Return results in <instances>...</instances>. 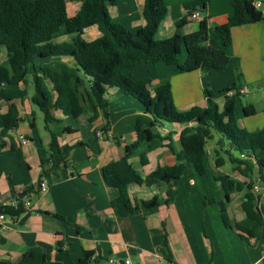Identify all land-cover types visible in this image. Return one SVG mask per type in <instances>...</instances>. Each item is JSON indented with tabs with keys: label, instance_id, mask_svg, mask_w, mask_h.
Here are the masks:
<instances>
[{
	"label": "crops",
	"instance_id": "obj_1",
	"mask_svg": "<svg viewBox=\"0 0 264 264\" xmlns=\"http://www.w3.org/2000/svg\"><path fill=\"white\" fill-rule=\"evenodd\" d=\"M195 1L198 0H164L166 14L155 39L193 33L203 19L209 27L224 24L233 14L228 0H207L204 11L190 13L186 5ZM255 2H260L264 11V0ZM143 4L144 0H115V5L108 7V14L114 24L134 35L145 25ZM80 6L79 1L67 2V17H75ZM194 12H198V19L190 20ZM180 20L184 23L177 29L176 23ZM81 37L89 42L100 37V33L92 26L84 29ZM67 40L68 37H61L55 42ZM227 55L230 61L223 72L202 69L178 73L164 63L140 62L125 73L133 80L149 78L154 85L168 82L177 111L185 112L194 106L205 108L204 90L214 94L217 104L221 100L218 104L221 110L226 98L218 94L230 89L236 72H240L239 89L246 92L239 97L246 96L249 103L238 104V97L234 112L241 128L249 126L254 131L251 123L258 114L263 118L264 110V16L258 22L231 29ZM185 57V53L181 55L180 62ZM0 58L6 61L4 47H0ZM68 60L50 58L41 66ZM15 88L26 90V96L0 102V114L7 113L13 105L19 118L16 129L6 136L0 133V144L4 145L0 151V207L18 201L27 188L42 179L47 191L37 193L30 207L20 215L13 218L5 215L0 262L17 263L27 250L39 248L49 262L58 264H79L85 253L94 257L87 264H123L124 260L131 264H264V217L258 228L242 210L248 184L252 188L260 186L262 199L256 207L264 210L262 178L256 169L247 176L233 165L227 170L228 162L217 168L216 138L205 145V175H199L191 164H185L182 177L175 183L132 184L128 192L139 212L121 216L111 206L118 191L106 184L102 171L109 163L119 160L124 148L135 141L136 118L143 113L140 103L128 96L115 99L117 89L108 88L107 120L102 114L89 120L90 114L73 119L52 111L57 120L52 128L58 146L79 145L71 150L64 163L50 171L49 165L44 168L40 165L41 159L49 156L50 136L43 114L32 102V81ZM248 106L254 107L255 115H243L242 109ZM110 107H114L113 111ZM165 124L153 129L163 140L146 139L130 158L131 166L142 178L176 164L174 154L181 150L180 134L192 125ZM20 137L27 143L21 144ZM219 176H228L243 186L232 190L227 202L220 182L215 179ZM153 198L170 199V202L153 207L143 205ZM220 202L225 203L223 212ZM110 259L116 262L110 263Z\"/></svg>",
	"mask_w": 264,
	"mask_h": 264
},
{
	"label": "trees",
	"instance_id": "obj_2",
	"mask_svg": "<svg viewBox=\"0 0 264 264\" xmlns=\"http://www.w3.org/2000/svg\"><path fill=\"white\" fill-rule=\"evenodd\" d=\"M70 1L81 3L79 12L73 18L66 15V4ZM228 1L233 14L226 23L209 27L203 19L193 33H175L167 39L156 40V32L166 14L164 0H144L142 18L145 25L134 35L112 22L108 7H113L115 0H0V47L6 51V65H0V102L24 98L26 90L15 87L31 79L34 89L32 102L43 114L45 129L50 136L49 156L41 159L42 168L49 165L50 171L55 170L79 145L58 146L52 128L57 120L52 111L73 119L90 114L89 120L102 114L107 120L109 101L105 94L108 88H116L115 99L132 97L143 107V113L135 122V141L124 148L119 160L109 163L102 171L106 184L118 191L111 206L121 216L139 212L129 196L128 188L132 184L150 186L156 182L175 183L182 177L185 164H191L199 175H205V145L214 138V162L217 168L228 162L246 176L256 169L261 178L264 173V121L254 131L240 128L234 112L235 100L240 95H225L229 91L239 90L240 72H236L232 87L218 94L226 98L221 110L214 94L204 90L205 108L194 106L185 112L177 111L168 82L154 85L149 78L133 80L125 73L140 62L153 65L164 63L178 73L202 69L223 72L230 61L227 49L231 44V29L258 22L264 16L263 8L255 7V0ZM206 3L207 0H198L186 7L190 13L204 11ZM183 23V20L178 21L177 29ZM92 26L97 27L100 37L86 42L81 34ZM61 37H68V40L56 43L55 40ZM182 52L186 57L180 62ZM50 58L69 60L42 67L41 63ZM242 113L249 117L255 115L256 111L248 106L242 109ZM18 122V112L11 105L7 113L0 114L1 135L6 136L16 129ZM165 123L192 125L180 134L181 150L174 154L176 164L159 168L142 178L131 166L130 158L146 139L163 140L153 129ZM3 147L0 144V151ZM141 160L144 162L143 156ZM215 179L220 182L226 202L232 190L243 188L242 184L234 183L228 176ZM247 188L249 191L244 196L242 210L259 228L264 210L259 211L256 207L252 186L248 184ZM31 189L27 188L21 194L16 208L0 207V214L13 218L23 213L25 209L21 198ZM169 197L171 199V195ZM170 199L153 198L143 205L153 207L168 204ZM224 207L225 203L220 202L222 212ZM91 257V254L85 253L79 264H87ZM0 264L58 263L49 262L41 249L31 248L17 263Z\"/></svg>",
	"mask_w": 264,
	"mask_h": 264
},
{
	"label": "built area",
	"instance_id": "obj_3",
	"mask_svg": "<svg viewBox=\"0 0 264 264\" xmlns=\"http://www.w3.org/2000/svg\"><path fill=\"white\" fill-rule=\"evenodd\" d=\"M255 7L257 9H260L262 4L260 2H255ZM189 19L190 20H197L198 19V12H194L192 13L190 16H189ZM246 92L245 89H239L237 91H229L227 92L225 95L227 97H233L235 96L236 94H244ZM20 143L21 144H26L27 143V140L24 138V137H20ZM261 184H262V188L264 190V173L261 177ZM47 191V185L45 183V181L42 179L40 180L39 182H37L33 187L32 189L29 191V192H26L22 198H21V202H22V207L27 210L29 207H30V202L32 200V198L35 197V195L37 193H43V192H46ZM252 192L255 194L256 196V206L259 207L260 205V201L262 199V195L260 194V186L259 185H255L253 188H252ZM4 206H10L12 208H16L17 207V201H14V202H11L9 205H4ZM4 219H5V215L3 214H0V239H1V230L3 229V222H4ZM94 257H91V259H93ZM110 263H114L116 262L115 259H110L109 260ZM123 264H131L129 260H124L123 261ZM171 264V263H169Z\"/></svg>",
	"mask_w": 264,
	"mask_h": 264
},
{
	"label": "rangeland",
	"instance_id": "obj_4",
	"mask_svg": "<svg viewBox=\"0 0 264 264\" xmlns=\"http://www.w3.org/2000/svg\"><path fill=\"white\" fill-rule=\"evenodd\" d=\"M183 55H184V52H182V56ZM0 65H6V61H4V60H2L0 58ZM126 75H127V73H126ZM27 81H29V83L31 84V79L30 78H28ZM220 101L221 100H219V103H220ZM247 103H249V100L247 99L246 96L239 97L238 104H241V105L245 106ZM110 108H112V111H113V108L114 107H110ZM124 109H127V107H124ZM120 111H122V110H120ZM262 120H263L262 115L261 114H258L257 117H256V119H253V122L251 123L252 124L251 127H253V129H255V130L256 129H259L261 127V125H262ZM238 123L239 122L237 120V125L240 127V125ZM165 125H168V124H165ZM246 126H248V123L246 124ZM245 130L251 131L250 128H249V126ZM232 167H233L232 165L228 164L226 169L228 170V169H231Z\"/></svg>",
	"mask_w": 264,
	"mask_h": 264
}]
</instances>
